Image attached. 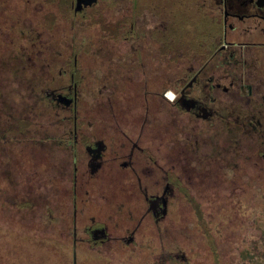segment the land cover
<instances>
[{"label": "rangeland", "instance_id": "rangeland-1", "mask_svg": "<svg viewBox=\"0 0 264 264\" xmlns=\"http://www.w3.org/2000/svg\"><path fill=\"white\" fill-rule=\"evenodd\" d=\"M20 1L5 0V3L23 15L20 11L27 0H22V4ZM62 1L65 0H28L31 15H24L19 38L34 36V42L22 51L9 49L1 63L0 264H264V205L254 211L249 196L245 197L240 216L233 218L230 211L221 213L226 216L225 220L235 223H219L221 216L215 223H207L200 212L201 217L196 216L197 213L186 215L185 211L179 216L183 222L173 223L170 217L176 209L172 206L169 223L163 226V244H160L156 225L148 221L130 238L143 212L139 197L109 194L112 192L109 189L114 187L108 179L88 183L91 168L82 142L76 148L79 188L74 191L76 162L70 139L74 138L75 115L65 110L59 114L50 106L52 90L69 82L70 72H66L73 69L77 55L81 130L85 134L98 133L109 140L116 126L138 139L144 119L147 129L139 139L141 142L148 140L146 145H150L159 135L171 145L175 138L173 123L177 120L165 93L173 86V74L168 68L175 64L171 59L175 53L172 37L165 36L170 41H165L169 50L163 57L164 83L162 69L156 66L157 51L147 53L140 47L139 53L144 55L147 66L145 73L137 71L131 81L118 85L124 86L126 91L120 95V91L114 93L117 84L106 73L113 56L111 45L116 42L151 45L153 42L151 36L142 42L137 35L125 41L120 34L115 41L113 23L122 21L121 33L130 35L131 21L126 24L124 21L131 17L138 34L137 29L143 26V31L155 38L156 25L161 20L157 9L169 26L174 21L165 16L177 11L191 35L194 30L190 27L197 11L188 0H183V5L174 0H98L85 9V17L82 13L74 17L72 0ZM36 21L43 24V28L37 35H30ZM198 27L194 26L196 31ZM24 44L27 42L20 43ZM152 46L157 49L155 44ZM163 89L161 96L158 92ZM25 115H29L35 127L24 126L22 131L16 132ZM160 129L162 133L158 134ZM195 130L185 135L202 144L207 140V133L199 134V129ZM240 130L236 120H230L222 132V138L228 143L225 148L228 176L234 174L241 156L248 154V149L245 154L237 153L239 135L247 143L251 141L249 150L254 146L253 136ZM201 150L202 154H207V146L202 145ZM246 163L251 171L253 167L257 171L251 162ZM128 186L127 193L132 189L134 192V180ZM201 198L205 207L208 198ZM118 219L131 220L132 223L120 225H132V228H116L112 223ZM93 220L112 226L96 230L90 228ZM108 236L124 239L111 241Z\"/></svg>", "mask_w": 264, "mask_h": 264}, {"label": "flooded vegetation", "instance_id": "flooded-vegetation-1", "mask_svg": "<svg viewBox=\"0 0 264 264\" xmlns=\"http://www.w3.org/2000/svg\"><path fill=\"white\" fill-rule=\"evenodd\" d=\"M92 1L72 0L74 17L79 13L85 17V9L96 4L98 0ZM62 2L65 3L66 0ZM174 3L183 5V0H174ZM188 3L197 11V17L191 23L190 28L194 30L191 35L190 30L182 24L180 13L177 11L165 16V19L171 17L174 21L169 26L170 23L164 21V16L157 9L161 20L156 25L155 38L153 34L144 32L143 26L137 29L140 31L138 34L131 17L124 21L125 24L126 21H131L130 35L121 33L122 21L114 22L115 41L120 34L125 41L137 35L136 38L144 42L151 36L153 43L151 45L113 43L111 45L113 56L108 62L109 69L108 71L103 69L108 78L117 84L118 88L114 93L120 91V95L125 94L124 86L118 85H125L131 81L133 73L136 74L137 71L145 73L147 66L144 55L141 56L139 53L141 47L142 51L145 50L147 53L157 51L156 66L162 69L164 83L163 57L165 51L169 50V44L165 41H170L165 36L172 37V51L175 53L171 59L175 64L168 68L173 74V86L165 93L173 105L177 120L173 123L175 138L171 145L166 138L159 135L150 145H146L148 140L141 142L139 139L147 129L144 119L138 139L116 126L109 140L98 133L85 134L83 129L81 130L79 109L81 91L79 81L76 80L77 55L73 69L66 72H70L69 82L66 81L61 88L53 89L51 95L50 106L59 114L65 110L75 115L74 138L70 139L75 149L76 162L75 171L73 170L75 180L73 187L79 188L76 148L82 142L91 168L89 172L91 179L88 183H91V180L97 182L108 179L114 187L109 189L112 191L109 194L120 197L138 196L143 212L137 221V229L145 221L153 223L158 229L160 244H163V226L164 223H169L171 206L176 209L173 223L183 222L179 217L183 211H189L190 216L196 213V216L202 215V219L207 223H215L220 216L222 221L219 223H235L232 222L234 220H225L226 216L221 213L230 211L233 218L240 216L246 196L253 202L254 211L257 212V209L259 211L264 205V0H194V2L188 0ZM4 5L5 0H0V35L4 33L2 18ZM37 22L34 32L30 35H37V31L43 28V24ZM195 25L199 26L197 31ZM154 44L157 49L152 48ZM123 46H126V49H123ZM27 47L30 46L19 44L13 49L22 51ZM183 51L187 52L182 53ZM0 62L2 63L1 60ZM158 94L163 96L164 89ZM48 99L47 97L46 100ZM112 110L115 112V108L112 107ZM148 110L149 108L146 109L147 112ZM114 115H117L116 112ZM230 120H236L241 127L240 131L249 133L254 141V146L252 145V149L249 150L251 141L247 143L239 135L237 153L245 154L248 149V154L246 157L241 156L232 176L227 174L229 165L225 154L228 150L225 148L228 147V143L222 138V132H225ZM157 126L161 128L159 122ZM196 128L199 129V134L207 133V140L202 144L189 137L190 135H185V132L193 134ZM161 133L162 129L158 134ZM202 145L207 146V154L201 153ZM246 162L256 166L257 171L254 167V171H251ZM127 179L130 186L134 180V192L130 187L131 193H127L129 187ZM77 189L74 191L77 192ZM186 197L189 198L188 203ZM201 197L208 198L205 200V207ZM186 204L188 206H185ZM215 210H218L216 214ZM77 214L76 209L75 223ZM121 221L118 219L112 224L116 228H132V225L128 227L120 225L132 223L131 220ZM110 226H112L110 223L93 220L90 228L110 229ZM134 234L133 231L130 238L135 237ZM108 238L111 241L124 239L111 236ZM101 240L105 242L106 238Z\"/></svg>", "mask_w": 264, "mask_h": 264}, {"label": "trees", "instance_id": "trees-1", "mask_svg": "<svg viewBox=\"0 0 264 264\" xmlns=\"http://www.w3.org/2000/svg\"><path fill=\"white\" fill-rule=\"evenodd\" d=\"M20 2H21L20 4H22V0ZM4 6H5L4 12L2 14L3 24H4V33L0 35V60L1 61L3 60V55L5 54V52H7L11 48H14L15 45L19 46V44L23 41V42H27V45L29 46L32 42H34L33 41L34 36L19 38L20 37L19 34H22V30L20 27H22L23 17L26 13L30 14L31 12L30 5L28 4V0H27V3L22 4V9L20 12L23 15L18 13L19 11L16 12L13 6H9L6 3ZM24 121L26 123H23ZM18 126L19 128L17 129L16 132L22 131L24 129V126L35 127V123L31 122L29 115H25L23 120L18 123ZM186 199L188 203L189 198L186 197ZM185 212H186V215L189 214V211H185ZM174 220H175V215L173 217H170L171 222H173ZM137 230L138 229L133 230L136 235H137L136 233ZM163 237H164V234H163Z\"/></svg>", "mask_w": 264, "mask_h": 264}, {"label": "bare ground", "instance_id": "bare-ground-1", "mask_svg": "<svg viewBox=\"0 0 264 264\" xmlns=\"http://www.w3.org/2000/svg\"><path fill=\"white\" fill-rule=\"evenodd\" d=\"M171 94H172V92H171ZM173 95V94H172Z\"/></svg>", "mask_w": 264, "mask_h": 264}, {"label": "water", "instance_id": "water-1", "mask_svg": "<svg viewBox=\"0 0 264 264\" xmlns=\"http://www.w3.org/2000/svg\"><path fill=\"white\" fill-rule=\"evenodd\" d=\"M93 1H94V0H93ZM93 1H92V2H93Z\"/></svg>", "mask_w": 264, "mask_h": 264}]
</instances>
